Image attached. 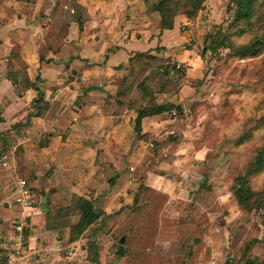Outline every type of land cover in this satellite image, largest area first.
Wrapping results in <instances>:
<instances>
[{
  "label": "crops",
  "instance_id": "1",
  "mask_svg": "<svg viewBox=\"0 0 264 264\" xmlns=\"http://www.w3.org/2000/svg\"><path fill=\"white\" fill-rule=\"evenodd\" d=\"M159 20L142 0H0V262L17 250L14 264H106L94 241L123 231L118 241H146L153 258L171 253L167 264H227L232 205L249 193L235 151L206 146L205 115L193 110L231 87L200 83L211 72L186 48L191 19L175 14L163 29ZM135 53L182 75L131 69ZM236 88L250 100L257 84ZM152 106L174 115H143L135 130L137 111ZM236 128L222 141L249 129ZM17 177L33 190L31 208L13 200ZM75 197L99 215L71 240Z\"/></svg>",
  "mask_w": 264,
  "mask_h": 264
},
{
  "label": "rangeland",
  "instance_id": "2",
  "mask_svg": "<svg viewBox=\"0 0 264 264\" xmlns=\"http://www.w3.org/2000/svg\"><path fill=\"white\" fill-rule=\"evenodd\" d=\"M201 5L195 16L190 18L192 25L187 28L189 30L191 28L192 31L186 37V48L193 47L205 61L206 71L211 72L206 80L205 76L202 77L200 83L206 82L210 85L215 79L223 78L229 82L228 85L231 88L228 94L218 97L215 107L206 104L205 100L193 110L195 115H205L203 119L205 126H208L207 133L200 131L201 128L198 130L200 131L198 137L201 136L200 133H205L203 134L205 138L201 140L212 151L216 149L235 151L234 158L243 167L242 173L239 171L237 175V180L245 181L247 193H249L245 198V203L232 205L235 211L231 226L228 227L229 252L223 260L227 261V264H264V163L260 169L253 168L257 155L264 159V51L258 58L244 61L236 59V49L249 40L250 32L245 31L241 35H236L234 28L226 30L225 27L230 21L229 16L232 15V10L228 12L226 9L225 11V7L230 6L231 1L227 0L226 4V0H202ZM169 6L176 9V14L179 15H182L180 12L183 9L189 7L185 0H171ZM257 9L256 14L261 15L263 7ZM252 22L254 33H261L264 29V20L256 16ZM160 64L166 68L171 65L170 63L164 65L149 58L141 59L136 64V69L152 70L157 67L156 70H158L162 67ZM220 75L222 77H219ZM139 76V72H136L133 81L136 82ZM240 81L257 84L256 97L249 100L246 96V100L238 101L236 95L241 91L236 88V82ZM207 106L212 110H209ZM236 125L249 128L248 132L246 131L245 142L237 145L234 138L222 141L223 138L220 136L222 131L227 128L234 136L237 132ZM236 185L234 183V187ZM237 209H240V212H237ZM153 210H156L155 206ZM122 232L109 236L105 233L102 235V237L106 235L105 237L95 239L99 255L104 258L106 264L113 262L116 264H167L169 262L171 253H161L153 258L148 251L142 249L147 242H140L136 237L129 238L126 243L123 242L122 246L125 249L123 256L114 258L113 253ZM126 252H128L127 257H125Z\"/></svg>",
  "mask_w": 264,
  "mask_h": 264
},
{
  "label": "trees",
  "instance_id": "3",
  "mask_svg": "<svg viewBox=\"0 0 264 264\" xmlns=\"http://www.w3.org/2000/svg\"><path fill=\"white\" fill-rule=\"evenodd\" d=\"M143 4L147 11H156L159 14V26L161 29L170 28L172 25L173 16L176 14V9L170 8L169 4L171 0H142ZM189 7L183 9L180 13L183 14L187 19H190L195 16V13L200 9L202 0H185ZM231 1V5L227 6V11L232 10V15L229 16L230 21L226 24V30H230L234 28V32L236 35H241L245 31L250 32L249 40L240 46L235 51L236 59L240 61H244L247 59L258 58V56L264 51V29L261 33H254V24L252 20L254 17L258 16L264 20V0H229ZM263 7V12L261 15H257L258 9ZM153 59L155 58L146 53H135L133 57L129 59V66L131 69H136V64L141 61V59ZM174 69L180 76L182 75L181 70L175 69L174 65L170 66ZM146 68H144L145 70ZM139 72L144 71L143 68L136 69ZM35 100L36 102H40L41 98ZM170 106H152L150 108H143L137 111V116L135 118V130L139 127V120L143 115H150L159 113L162 111H169ZM174 110V109H173ZM248 132V131H247ZM247 132L243 134L242 137L236 140V144H243L247 139ZM235 145V146H237ZM234 147V146H233ZM264 159L262 156L257 155L254 162L253 168L260 169L263 166ZM243 186L245 181L241 179ZM33 192V190L30 188ZM76 207L80 211V215L78 221L70 226L72 240L75 236L79 235L81 231L95 221L99 215V213L93 208V206L81 199L75 197L73 199Z\"/></svg>",
  "mask_w": 264,
  "mask_h": 264
},
{
  "label": "built area",
  "instance_id": "4",
  "mask_svg": "<svg viewBox=\"0 0 264 264\" xmlns=\"http://www.w3.org/2000/svg\"><path fill=\"white\" fill-rule=\"evenodd\" d=\"M178 66H176L177 68ZM170 114L174 115V111L170 110ZM2 166L6 165L5 161L1 162ZM132 170V168H129ZM14 202L21 206L22 208H31L34 206L35 196L34 193L30 190V187L27 185L26 181L20 177L16 178L15 193H14ZM13 229L15 231L14 242L17 247H23L25 242V237L22 232L23 225L21 222L14 223ZM17 250L6 255L0 264H14L17 258Z\"/></svg>",
  "mask_w": 264,
  "mask_h": 264
},
{
  "label": "water",
  "instance_id": "5",
  "mask_svg": "<svg viewBox=\"0 0 264 264\" xmlns=\"http://www.w3.org/2000/svg\"><path fill=\"white\" fill-rule=\"evenodd\" d=\"M122 242H123V239L122 238L119 239L118 244L116 246L115 252L118 255H122L124 253V249H123V246H122ZM224 264H226V263H224Z\"/></svg>",
  "mask_w": 264,
  "mask_h": 264
}]
</instances>
